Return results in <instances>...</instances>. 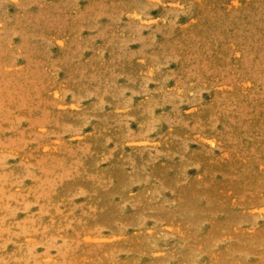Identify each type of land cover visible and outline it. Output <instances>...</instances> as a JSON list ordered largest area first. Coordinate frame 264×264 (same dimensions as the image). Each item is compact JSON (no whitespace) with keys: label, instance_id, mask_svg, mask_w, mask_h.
Here are the masks:
<instances>
[{"label":"rangeland","instance_id":"obj_1","mask_svg":"<svg viewBox=\"0 0 264 264\" xmlns=\"http://www.w3.org/2000/svg\"><path fill=\"white\" fill-rule=\"evenodd\" d=\"M0 264H264V0H0Z\"/></svg>","mask_w":264,"mask_h":264}]
</instances>
